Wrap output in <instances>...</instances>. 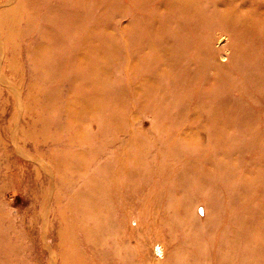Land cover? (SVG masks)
Segmentation results:
<instances>
[{
  "label": "rangeland",
  "instance_id": "obj_1",
  "mask_svg": "<svg viewBox=\"0 0 264 264\" xmlns=\"http://www.w3.org/2000/svg\"><path fill=\"white\" fill-rule=\"evenodd\" d=\"M0 264H264V0H0Z\"/></svg>",
  "mask_w": 264,
  "mask_h": 264
},
{
  "label": "bare ground",
  "instance_id": "obj_2",
  "mask_svg": "<svg viewBox=\"0 0 264 264\" xmlns=\"http://www.w3.org/2000/svg\"><path fill=\"white\" fill-rule=\"evenodd\" d=\"M83 1H85V0H77V3H79V4H83ZM194 2H196V0H193ZM171 22V21H170ZM172 23V22H171Z\"/></svg>",
  "mask_w": 264,
  "mask_h": 264
}]
</instances>
